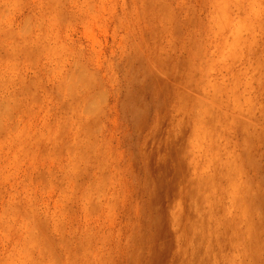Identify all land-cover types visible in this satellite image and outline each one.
Masks as SVG:
<instances>
[{"label": "rangeland", "instance_id": "obj_1", "mask_svg": "<svg viewBox=\"0 0 264 264\" xmlns=\"http://www.w3.org/2000/svg\"><path fill=\"white\" fill-rule=\"evenodd\" d=\"M0 264H264V0H0Z\"/></svg>", "mask_w": 264, "mask_h": 264}]
</instances>
